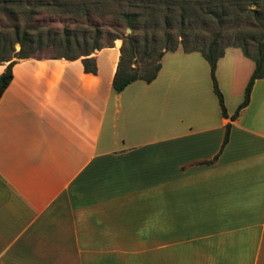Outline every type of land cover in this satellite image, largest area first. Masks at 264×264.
Returning <instances> with one entry per match:
<instances>
[{"label":"crops","instance_id":"1","mask_svg":"<svg viewBox=\"0 0 264 264\" xmlns=\"http://www.w3.org/2000/svg\"><path fill=\"white\" fill-rule=\"evenodd\" d=\"M118 46L13 58L0 96V264H264V78L229 46L166 51L111 88ZM6 62H0V72ZM226 123L227 141L222 144Z\"/></svg>","mask_w":264,"mask_h":264},{"label":"trees","instance_id":"2","mask_svg":"<svg viewBox=\"0 0 264 264\" xmlns=\"http://www.w3.org/2000/svg\"><path fill=\"white\" fill-rule=\"evenodd\" d=\"M245 3L255 6L247 9L254 16L264 10V0H142L134 9L119 12L123 23L131 31L113 35V38H120L121 43L111 79L112 90L118 93L136 79L151 81L160 68V59L164 52L180 46L185 52L199 51L206 60L213 91L221 114L225 116L214 69L225 48L234 46L251 59L254 65L244 87L242 101L231 115L232 118L235 117L247 104L254 80L264 78V43H257L256 54L252 55L249 53L247 42L239 41L238 37L232 39L227 37L233 32L225 24L231 18L241 16L245 10ZM84 14L88 16L90 11L84 10ZM88 32L84 30L81 37H77L73 34L74 30L68 26L63 27L61 31H52L49 27L39 25L21 31L15 29L14 39L9 45L0 46V62H6L0 72V96L11 80L13 58L33 56L41 49H52L54 53L50 55L53 57L80 58L83 71L95 74V59L88 55L94 50L112 45L109 42L98 41L102 32L98 27L94 28V36L89 44ZM158 43V47H155ZM14 44L19 46L16 51ZM228 130L229 123H226L222 144L227 141Z\"/></svg>","mask_w":264,"mask_h":264},{"label":"rangeland","instance_id":"3","mask_svg":"<svg viewBox=\"0 0 264 264\" xmlns=\"http://www.w3.org/2000/svg\"><path fill=\"white\" fill-rule=\"evenodd\" d=\"M141 2L142 0H0V46L9 45L14 39L15 29L21 31L39 25L49 27L52 31H61L68 26L77 37H81V32L87 30L89 44L94 36V28L98 27L102 31L98 37L99 42H109L119 47L121 39L113 38V35L131 31L123 23L119 12L134 9ZM244 6L245 10L239 18L233 17L225 24L233 32L227 37H238L239 41L247 42L249 53L254 55L257 43H264V10L254 16L247 9L255 6L246 3ZM84 10H89L90 14L85 16ZM158 45L159 43L155 44V47ZM18 48V44H14V50ZM52 53V49H41L35 55Z\"/></svg>","mask_w":264,"mask_h":264}]
</instances>
